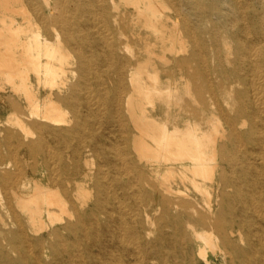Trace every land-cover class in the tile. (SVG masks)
<instances>
[{
	"label": "bare ground",
	"instance_id": "bare-ground-1",
	"mask_svg": "<svg viewBox=\"0 0 264 264\" xmlns=\"http://www.w3.org/2000/svg\"><path fill=\"white\" fill-rule=\"evenodd\" d=\"M0 264H264V0H0Z\"/></svg>",
	"mask_w": 264,
	"mask_h": 264
},
{
	"label": "rangeland",
	"instance_id": "rangeland-1",
	"mask_svg": "<svg viewBox=\"0 0 264 264\" xmlns=\"http://www.w3.org/2000/svg\"><path fill=\"white\" fill-rule=\"evenodd\" d=\"M180 91H182V86H180ZM185 98L187 99V97L185 96Z\"/></svg>",
	"mask_w": 264,
	"mask_h": 264
}]
</instances>
